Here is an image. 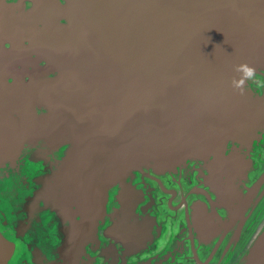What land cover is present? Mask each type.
<instances>
[{"label": "water", "instance_id": "obj_1", "mask_svg": "<svg viewBox=\"0 0 264 264\" xmlns=\"http://www.w3.org/2000/svg\"><path fill=\"white\" fill-rule=\"evenodd\" d=\"M0 264H264V0H0Z\"/></svg>", "mask_w": 264, "mask_h": 264}, {"label": "clouds", "instance_id": "obj_2", "mask_svg": "<svg viewBox=\"0 0 264 264\" xmlns=\"http://www.w3.org/2000/svg\"><path fill=\"white\" fill-rule=\"evenodd\" d=\"M235 69L240 73V76L233 80L234 87L238 89L242 90L245 80L256 77L255 69L247 63L242 62L236 65Z\"/></svg>", "mask_w": 264, "mask_h": 264}]
</instances>
